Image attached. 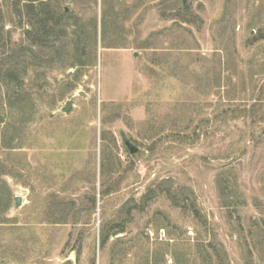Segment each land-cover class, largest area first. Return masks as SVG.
I'll return each instance as SVG.
<instances>
[{
    "label": "rangeland",
    "instance_id": "1",
    "mask_svg": "<svg viewBox=\"0 0 264 264\" xmlns=\"http://www.w3.org/2000/svg\"><path fill=\"white\" fill-rule=\"evenodd\" d=\"M0 264H264V0H0Z\"/></svg>",
    "mask_w": 264,
    "mask_h": 264
},
{
    "label": "trees",
    "instance_id": "2",
    "mask_svg": "<svg viewBox=\"0 0 264 264\" xmlns=\"http://www.w3.org/2000/svg\"><path fill=\"white\" fill-rule=\"evenodd\" d=\"M43 13H45L46 15L44 14V16L42 18H39L36 22L39 27V30L37 31H41V33L39 32L38 35L31 40L33 45L46 44V41L48 40L47 36L50 35V33H53L54 30L52 24L53 21L55 22V19L52 21L53 17L48 11L43 10Z\"/></svg>",
    "mask_w": 264,
    "mask_h": 264
},
{
    "label": "water",
    "instance_id": "3",
    "mask_svg": "<svg viewBox=\"0 0 264 264\" xmlns=\"http://www.w3.org/2000/svg\"><path fill=\"white\" fill-rule=\"evenodd\" d=\"M186 0H182V3L184 4ZM72 106V100H68L64 106V108L62 109L63 112H68L70 110ZM121 138L122 141L124 143V145L126 146V148L128 149L129 153L134 154L138 151V148L133 144V142H131L127 136L124 133H121ZM14 202L16 206H19L21 203V198L19 196H16L14 198Z\"/></svg>",
    "mask_w": 264,
    "mask_h": 264
}]
</instances>
